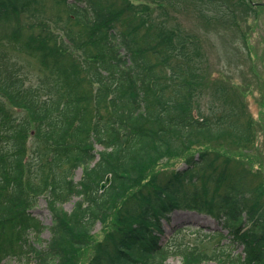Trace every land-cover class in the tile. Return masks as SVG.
<instances>
[{
	"label": "trees",
	"instance_id": "16d2710c",
	"mask_svg": "<svg viewBox=\"0 0 264 264\" xmlns=\"http://www.w3.org/2000/svg\"><path fill=\"white\" fill-rule=\"evenodd\" d=\"M136 1L0 0V21L15 20L18 40L33 29L26 45L47 70L30 86L0 66L1 99L25 113L12 116L0 105V228L34 217L29 212L44 196L50 238L38 246L26 227L16 234L34 264H84L89 248L85 264H168L176 256L183 264H264V149L257 141L264 119H244L232 86L209 82L204 48L213 33L232 30L229 43L247 49L262 83L264 66L247 41L253 28L242 24L264 2L197 0L204 6L199 32L169 23L166 0L154 7L156 0ZM49 2L63 7L44 19ZM209 86L214 103L204 110ZM34 136L44 147L36 162ZM179 210L219 226L167 229ZM38 227L40 239L45 225ZM187 234L209 241L211 251Z\"/></svg>",
	"mask_w": 264,
	"mask_h": 264
},
{
	"label": "rangeland",
	"instance_id": "374dc122",
	"mask_svg": "<svg viewBox=\"0 0 264 264\" xmlns=\"http://www.w3.org/2000/svg\"><path fill=\"white\" fill-rule=\"evenodd\" d=\"M158 0L154 3L150 2L151 7L156 6ZM164 1V0H163ZM256 2H264V0H254ZM138 2V0L136 1ZM50 4V5H49ZM166 10L168 11L170 17L168 19L169 23H174L175 20L181 22V24L190 29L202 32L204 29L203 23L199 22V19L202 18L200 14L198 16V8L204 9V6L199 4L197 0H166ZM63 7V4H56L54 2H49L45 5V8L42 12L44 19H50L52 15L56 12H59ZM40 13V12H39ZM39 16L38 14H32L30 16L31 21H36L35 17ZM17 23L12 20H2L0 21V66H7L13 68L12 70L17 76H20L21 79L26 81L27 85H39L45 76H47L46 68L42 64V55L35 51L34 49L26 45L28 41L27 36L29 33L33 32V29L30 31L23 32V35L26 37L18 40L12 37V32ZM253 28V31L250 33V36L247 38V41L256 49L259 54L258 63L264 66V9H261L259 13L252 14L247 21H243L242 27L246 28L250 26ZM195 27V28H193ZM58 29H55L57 31ZM232 30L227 29L223 34L211 35V39L206 38L207 42L204 45V48L208 52V64L209 67L206 73L208 75L209 82H213V86L222 84L231 85V92H236L238 101L237 105L243 107L242 117L245 119L247 117H252L256 120L264 119V104H262V96L264 93H261V90H264V78L262 77V83L258 75L255 74L252 66L255 63V60L249 55L247 49H245L243 40L240 35L237 37L238 43L244 47V51L239 53L240 50L234 48L229 42H231ZM225 41V44H224ZM250 58H249V57ZM259 65H257L258 68ZM224 69V72H223ZM48 81V80H47ZM211 85V84H210ZM210 87V86H209ZM212 88L208 89L207 93L203 96L200 101V104L204 110H207L209 106H213L214 103V94L211 92ZM3 104L5 110L9 112L12 116L23 117L25 113L19 111L15 106L11 105L7 100L1 99L0 105ZM1 116V115H0ZM263 121V120H262ZM259 138L257 139L258 143L261 144L260 147L264 149V134L262 132H257ZM39 138L36 136L29 138L30 148L36 151H33L32 154L35 157V162L38 160L40 152L43 151L44 147L37 141ZM261 141H263L261 143ZM30 153V151L28 152ZM184 162L180 160L175 167H181ZM36 170L40 169L38 163L35 166ZM40 173V171H39ZM82 176V170L77 169L75 174V179L80 180ZM77 200V197L73 198L70 202L65 204L67 210H71L74 202ZM29 215H26V218L22 221H16L14 227H5L0 228V264H34L35 256L34 254H27L25 252L23 245H21L20 240L17 239V232L23 231L25 227V237H29L32 242H35L38 246L44 244L51 235L49 226L52 224V215L48 208L46 197L42 196L38 200L37 206L30 210ZM45 225L42 228V232L39 233L38 224ZM177 223L184 224H193L194 226H210L217 228L219 225L217 221L206 214L192 212L188 210H179L172 213V223L171 225L167 224V229ZM101 225L98 224L96 230H99L98 235L101 234ZM192 229H189V231ZM102 238V236L100 237ZM195 239V240H194ZM185 240H190L193 242H199L202 247L211 251V243L209 241L202 242L201 237L198 235L187 234ZM2 249V250H1ZM93 248L85 249L83 253V261L85 262L92 257ZM168 264H183L181 257H171L168 261ZM202 264H216L215 261L209 260L203 262Z\"/></svg>",
	"mask_w": 264,
	"mask_h": 264
},
{
	"label": "water",
	"instance_id": "95a60500",
	"mask_svg": "<svg viewBox=\"0 0 264 264\" xmlns=\"http://www.w3.org/2000/svg\"><path fill=\"white\" fill-rule=\"evenodd\" d=\"M110 182H111V177L109 175L107 176L106 181L102 183V188L104 189Z\"/></svg>",
	"mask_w": 264,
	"mask_h": 264
}]
</instances>
